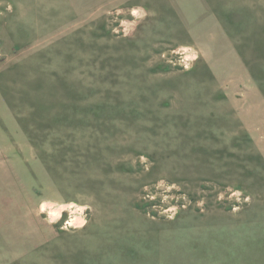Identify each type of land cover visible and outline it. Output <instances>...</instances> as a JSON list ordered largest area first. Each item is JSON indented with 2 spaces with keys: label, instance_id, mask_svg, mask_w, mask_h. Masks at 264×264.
Returning <instances> with one entry per match:
<instances>
[{
  "label": "rangeland",
  "instance_id": "374dc122",
  "mask_svg": "<svg viewBox=\"0 0 264 264\" xmlns=\"http://www.w3.org/2000/svg\"><path fill=\"white\" fill-rule=\"evenodd\" d=\"M0 264H264V0H0Z\"/></svg>",
  "mask_w": 264,
  "mask_h": 264
},
{
  "label": "clouds",
  "instance_id": "9594fccd",
  "mask_svg": "<svg viewBox=\"0 0 264 264\" xmlns=\"http://www.w3.org/2000/svg\"><path fill=\"white\" fill-rule=\"evenodd\" d=\"M72 208L75 209V213H82L85 211L83 208H77L75 204H71L69 206H57L56 204H51V203H41L39 211L41 213H44L47 210V218L48 222L50 224H56L62 216V213L67 210V208ZM87 223L86 220H78L76 215L73 214L70 218L64 221V224L61 225V228H68V227H73V228H78V227H83V225Z\"/></svg>",
  "mask_w": 264,
  "mask_h": 264
}]
</instances>
